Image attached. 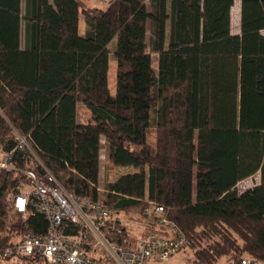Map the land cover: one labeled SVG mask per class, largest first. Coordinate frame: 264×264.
Listing matches in <instances>:
<instances>
[{"label": "trees", "instance_id": "1", "mask_svg": "<svg viewBox=\"0 0 264 264\" xmlns=\"http://www.w3.org/2000/svg\"><path fill=\"white\" fill-rule=\"evenodd\" d=\"M235 1L109 0L102 9L25 0L23 11V0H0V147L16 150L20 169L43 164L69 192L93 200L104 148L115 168L137 169L106 184L109 210L134 213L149 234L163 206L196 264H264V0H240V34L231 28ZM79 101L91 111L85 124ZM19 135L41 160L18 150ZM258 173V184L238 189ZM23 184L19 170L0 172V264L37 261L16 246L26 231L48 228L32 206L15 208ZM128 237L120 224L108 235L125 246Z\"/></svg>", "mask_w": 264, "mask_h": 264}, {"label": "built area", "instance_id": "2", "mask_svg": "<svg viewBox=\"0 0 264 264\" xmlns=\"http://www.w3.org/2000/svg\"><path fill=\"white\" fill-rule=\"evenodd\" d=\"M17 148L33 150L28 137L23 135H19ZM15 155V149L4 151L0 147V172L19 170L31 187L14 195L15 208L26 212L32 206L48 222L45 233L24 235L16 246L18 254L50 264H168L176 253L190 245L181 228L165 216L163 206L155 208L158 227L136 244L126 241L129 246H125L111 241L104 232H113L119 225L100 199L69 192L43 164L42 171L20 169ZM75 225L82 226L83 231L66 232ZM5 255H12V251ZM241 264L256 263L247 257Z\"/></svg>", "mask_w": 264, "mask_h": 264}, {"label": "rangeland", "instance_id": "3", "mask_svg": "<svg viewBox=\"0 0 264 264\" xmlns=\"http://www.w3.org/2000/svg\"><path fill=\"white\" fill-rule=\"evenodd\" d=\"M82 6H89V7H99L102 9H106L109 0H81ZM23 11H25V0H23ZM232 20H231V28L232 32L234 34H240L241 33V1L236 0L235 4L232 8ZM86 25L84 24L83 17H82V12L80 15V32L81 34H84L85 32ZM264 33V31H263ZM23 34H24V29H23ZM116 40H113L109 44V48H114L116 47ZM114 49H112V52H110V58H109V73H108V83H109V89L112 94L116 93V79H117V62H116V56L114 54ZM153 59H154V67L155 69L157 68V60L158 56L156 53L153 54ZM77 119L79 123L85 124L91 119V111L89 108L86 107V105L79 101L77 105ZM149 142L153 143L154 142V134L153 131L149 132ZM33 153L35 159L41 160L40 156L37 154L35 150H30ZM106 151L104 148L102 149V154H101V177H100V182H99V192H100V197L99 199L105 203V196H106V184L109 182H112L116 180L120 175H124L127 173H134L137 171L135 167L132 166H120L116 167L112 166L111 163H108L106 159ZM260 180V175L255 174L249 179H246L244 181H241L238 184V189L239 190H245L246 188H251L258 184V181ZM25 183V182H24ZM23 190H28L31 189V187L23 184L22 186ZM146 210L150 211L151 208H146ZM112 211V217L117 220L118 225L120 224V227H126L127 230H129L130 237V243L135 244L138 239H140L142 236L146 235L149 231L147 230V227L145 223L141 220H138L137 218H133L132 216L134 213H131L129 211L126 212H117L113 209ZM25 233H28L26 231ZM107 236L112 233V232H104ZM194 258V250L190 247H184L182 248L178 253H176L173 258L168 262V264H196L192 261ZM224 258L221 259V261L217 264H226L224 261ZM4 264H50L46 262L45 260H40L38 259L37 261H28L24 260L22 257L21 258H11L8 260L3 261Z\"/></svg>", "mask_w": 264, "mask_h": 264}, {"label": "crops", "instance_id": "4", "mask_svg": "<svg viewBox=\"0 0 264 264\" xmlns=\"http://www.w3.org/2000/svg\"><path fill=\"white\" fill-rule=\"evenodd\" d=\"M83 21H84V19H83ZM84 24H85V21H84ZM85 25H86V24H85ZM104 150H105V149H104ZM105 151H106V150H105ZM105 156H106V155H105ZM259 175H260V174H259ZM259 181H260V180H259ZM259 181H258V182H259Z\"/></svg>", "mask_w": 264, "mask_h": 264}]
</instances>
